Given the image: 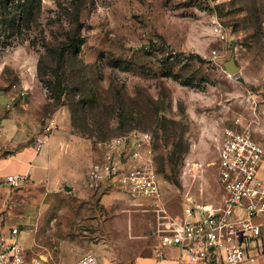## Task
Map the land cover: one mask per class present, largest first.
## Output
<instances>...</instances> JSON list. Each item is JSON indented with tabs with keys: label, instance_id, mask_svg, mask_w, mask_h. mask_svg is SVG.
Returning a JSON list of instances; mask_svg holds the SVG:
<instances>
[{
	"label": "rangeland",
	"instance_id": "obj_1",
	"mask_svg": "<svg viewBox=\"0 0 264 264\" xmlns=\"http://www.w3.org/2000/svg\"><path fill=\"white\" fill-rule=\"evenodd\" d=\"M230 59L238 71H228ZM0 75L11 85L24 77L38 84L41 109L74 160L71 180L60 172L48 197L52 226L70 239H94L89 247L102 264H131L161 244L157 214L113 186L88 194L66 186L84 181L103 141L140 129L154 135L169 214H182L186 196L220 203L224 128L240 116L264 141V102L254 121L252 108L264 88V0H0ZM100 203L110 235L97 222L103 206L87 211L95 222L79 218V204ZM78 252L77 243L65 244L57 262ZM250 262L264 264V254Z\"/></svg>",
	"mask_w": 264,
	"mask_h": 264
},
{
	"label": "built area",
	"instance_id": "obj_2",
	"mask_svg": "<svg viewBox=\"0 0 264 264\" xmlns=\"http://www.w3.org/2000/svg\"><path fill=\"white\" fill-rule=\"evenodd\" d=\"M217 24L225 37L222 24ZM17 86L13 83L9 90ZM252 102L256 116L258 102H264V88L260 100ZM55 126L49 119L33 135L36 149L45 146ZM263 159L264 145L254 137L251 125L235 117L224 128L219 145L217 179L223 191L221 202L196 203L186 196L180 216L169 214L163 204L151 131L134 129L103 141L101 155L88 166L86 179L94 189L116 187L135 204L153 210L161 244L178 248L179 264H243L264 254V179L259 176ZM26 179L21 173L2 176L0 172V185L16 186ZM19 233L15 226L8 237L0 238V264H29ZM33 264L56 263L34 260ZM71 264L102 263L94 252H87Z\"/></svg>",
	"mask_w": 264,
	"mask_h": 264
},
{
	"label": "crops",
	"instance_id": "obj_3",
	"mask_svg": "<svg viewBox=\"0 0 264 264\" xmlns=\"http://www.w3.org/2000/svg\"><path fill=\"white\" fill-rule=\"evenodd\" d=\"M17 84V88L11 92V84L0 75V172L2 176L21 173L27 179L16 186L0 185V238L8 237L10 229L17 226L20 230L18 240L25 248L29 264H33L34 260L61 264L57 259L65 244L77 243L78 254L71 262L66 263L71 264L83 254L93 252L89 241L94 239L80 235L74 240L66 237L65 233L58 232L57 227L52 226L51 203L48 197L58 188L60 172H65V178L71 180L69 174L74 170V160L65 148L67 140L63 131L51 132L45 146L40 150L36 149L32 141L33 135L49 119L54 118L45 116L41 109L44 94L36 82L24 77L23 82ZM253 135L264 145V141L255 136L254 130ZM100 155L101 153L98 157ZM90 164L86 167L84 181H73L71 186L68 185L70 190L78 189L87 194L94 190L86 179ZM102 204L95 205V208L90 204H86V207L79 204V218L81 222H95L93 220H96V216L87 211L103 206L104 223L102 225L99 219L97 222L102 226V233L110 235V215L105 214L108 206L106 203ZM178 259L177 247L159 244L156 249L147 250L134 258L131 264H179ZM243 264L251 262L245 261Z\"/></svg>",
	"mask_w": 264,
	"mask_h": 264
},
{
	"label": "water",
	"instance_id": "obj_4",
	"mask_svg": "<svg viewBox=\"0 0 264 264\" xmlns=\"http://www.w3.org/2000/svg\"><path fill=\"white\" fill-rule=\"evenodd\" d=\"M226 67L228 69L229 72H236L239 70V66L237 65V63L234 61V59H230L229 61L226 62ZM67 188L69 189V187L67 186Z\"/></svg>",
	"mask_w": 264,
	"mask_h": 264
},
{
	"label": "trees",
	"instance_id": "obj_5",
	"mask_svg": "<svg viewBox=\"0 0 264 264\" xmlns=\"http://www.w3.org/2000/svg\"><path fill=\"white\" fill-rule=\"evenodd\" d=\"M72 45H75V43L73 42ZM155 162H156V152H155ZM157 172H158V170H157Z\"/></svg>",
	"mask_w": 264,
	"mask_h": 264
},
{
	"label": "bare ground",
	"instance_id": "obj_6",
	"mask_svg": "<svg viewBox=\"0 0 264 264\" xmlns=\"http://www.w3.org/2000/svg\"><path fill=\"white\" fill-rule=\"evenodd\" d=\"M196 166H197V165H196ZM196 166H195V167H196ZM197 167H198V166H197ZM192 168H193V167H192ZM193 171H194V170H193ZM198 171H199V170H198ZM198 171H197V172H198ZM195 172H196V170H195Z\"/></svg>",
	"mask_w": 264,
	"mask_h": 264
}]
</instances>
